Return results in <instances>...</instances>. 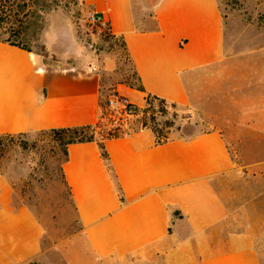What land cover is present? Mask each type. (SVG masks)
I'll use <instances>...</instances> for the list:
<instances>
[{
	"label": "crops",
	"instance_id": "crops-1",
	"mask_svg": "<svg viewBox=\"0 0 264 264\" xmlns=\"http://www.w3.org/2000/svg\"><path fill=\"white\" fill-rule=\"evenodd\" d=\"M82 1L102 15L100 31L124 38L145 91L125 82L115 90L138 107L148 94L189 106L187 76L229 61L246 27L220 0ZM46 45L61 64L0 40V134L100 119V70H114L115 60L96 63L82 49ZM105 147L109 165L96 141L68 147L63 173L81 230L63 243L59 264H264V212L226 228L231 212L216 185L236 170V150L241 164L252 165L256 188L264 180L263 122L223 124L163 143L145 127L109 138ZM255 194L256 204L264 202V189ZM43 237L33 209L15 202L13 183L0 175V264L39 261Z\"/></svg>",
	"mask_w": 264,
	"mask_h": 264
},
{
	"label": "rangeland",
	"instance_id": "rangeland-1",
	"mask_svg": "<svg viewBox=\"0 0 264 264\" xmlns=\"http://www.w3.org/2000/svg\"><path fill=\"white\" fill-rule=\"evenodd\" d=\"M16 1L33 5L35 12L32 15L20 12L4 21L0 27L4 38L42 56L48 54V61L55 65L61 64L63 59L47 48V42L66 52L82 49L96 63L106 58L115 60L114 70H100V111L106 129L115 130L118 135L140 127L145 116L148 123L156 124L171 138L188 137L223 124L237 127L255 120L264 124V0H220L226 13L236 11L238 22L246 23L244 31L238 34L229 61L189 74L186 84L191 104L176 108L168 103L167 111L155 114V120L142 112L121 116L109 108L108 98L117 94L116 84L135 81L134 68L118 38L107 28L100 31L97 26L89 25L90 12L82 0H38V4L33 0ZM75 56L71 55L67 61L73 63ZM97 138L101 135L97 134ZM254 153L252 142L248 145L251 161ZM238 157L236 150V170L216 181L230 208L225 225L230 230L252 223L255 210L260 214L264 212L263 200L255 203V192L264 189V180L258 181L256 188L252 165L241 164ZM63 161L60 145L48 135L31 132L14 137L0 136V175L8 176L13 183L15 202L30 206L44 227L42 258L30 264H59L63 243L81 230L70 191L62 177Z\"/></svg>",
	"mask_w": 264,
	"mask_h": 264
},
{
	"label": "trees",
	"instance_id": "trees-1",
	"mask_svg": "<svg viewBox=\"0 0 264 264\" xmlns=\"http://www.w3.org/2000/svg\"><path fill=\"white\" fill-rule=\"evenodd\" d=\"M33 2H35V4H38V0L37 1L33 0ZM32 9H33V5L27 4L26 2H23V4H21L20 2H17L16 0H0V27H2L4 21H6V20L9 21L10 18L15 16L16 14L18 15L20 12H23V13L25 12V15L26 14L28 15L29 13H31V15L34 14L35 11H32ZM26 10H27V12H26ZM13 25H12V27H13ZM113 37L118 38L122 42V46L125 50L127 59L132 64L131 58H130L128 50H127L126 43L124 41V38L120 37V36H117V37L113 36ZM0 40L3 42H7L10 44L19 46L23 49L32 51L31 49H29L28 47H26L22 44L16 43L15 41H12L9 38H4L1 35V33H0ZM47 56H48V54H46V53L43 54V58H44L45 63L50 64V65H55V64H51L48 61ZM134 78H135V81L126 80L125 83L130 85L131 87L138 89V90L145 91V87H144L140 77L138 76L135 68H134ZM155 102H157V105H155ZM167 104H168V102L165 99L160 98L158 96H153V95L148 94L146 96L145 106L144 107L136 106V109L138 110L137 115H139L140 112H142L144 115L150 114L151 115L150 118L155 120V114H161V113H165L167 111V109H168ZM100 105H101V100H100ZM171 106L175 107V104H171ZM145 127H149L152 129V131L155 134L157 143L167 142L168 140L172 139L168 135L167 132L160 129L156 124L148 123L146 116H145L144 120L142 121L141 126L138 127L137 129H135V131L140 129V128H145ZM27 133H31V132H24V133H17V134L5 133V134H0V136L14 137L17 135H25ZM32 133H39V134L48 135L55 142H57L60 145L62 152L64 154L63 163L65 161H67V159H68V147L70 144L96 141V142H98V144L101 148L102 156L108 165H109V155H108V152H107L106 147H105V141L109 138L118 136V134L115 133V130L106 129L102 118H100L96 123H93V124L42 129V130L35 131ZM97 134L101 135L100 139L97 138ZM109 168H110V170H112L110 166H109ZM61 171H62V177L64 179L63 164L61 167ZM64 182H65V179H64ZM70 195H71V191H70Z\"/></svg>",
	"mask_w": 264,
	"mask_h": 264
},
{
	"label": "built area",
	"instance_id": "built-area-1",
	"mask_svg": "<svg viewBox=\"0 0 264 264\" xmlns=\"http://www.w3.org/2000/svg\"><path fill=\"white\" fill-rule=\"evenodd\" d=\"M87 21L90 26H96L102 22V15L99 13H89ZM108 106L113 112L119 113L121 116H135L138 114L136 106L128 103L118 94H112L108 98ZM103 119V116L101 117Z\"/></svg>",
	"mask_w": 264,
	"mask_h": 264
}]
</instances>
